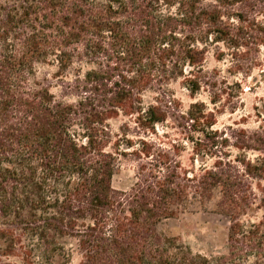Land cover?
<instances>
[{"label":"trees","instance_id":"1","mask_svg":"<svg viewBox=\"0 0 264 264\" xmlns=\"http://www.w3.org/2000/svg\"><path fill=\"white\" fill-rule=\"evenodd\" d=\"M263 46L264 0H0V264H69L73 245L78 264H264V120L217 130L171 89L239 98L205 56L248 74ZM118 158L136 163L128 192ZM216 193L225 253L158 231Z\"/></svg>","mask_w":264,"mask_h":264},{"label":"rangeland","instance_id":"2","mask_svg":"<svg viewBox=\"0 0 264 264\" xmlns=\"http://www.w3.org/2000/svg\"><path fill=\"white\" fill-rule=\"evenodd\" d=\"M216 52L215 48L209 49L203 68L209 72H220V78L224 77L228 85L231 86L228 91L235 96L239 95V98L225 95L220 103L214 106L210 103L209 94L205 90H201L194 98H191L188 92L177 83L171 85L175 98L181 102L184 110L193 102H204L211 111L215 112L214 129L224 130L232 127L249 132L258 129L264 120V46L253 54L256 60L261 62V65L252 67L248 74L231 70V59L224 56L222 60H218L215 56ZM54 73L55 67L53 66L44 65L37 69L38 80H46L51 93L59 97L60 87ZM236 84H239V87ZM123 121L124 118H119L110 123L113 132L118 130ZM189 153L188 149L181 156V162L185 167L190 165ZM248 155L251 158V153ZM114 172L112 187L117 191L128 192L135 181L136 163L118 158ZM217 196L216 193L215 199L209 202H200L196 198H190L185 209L176 217L163 220L158 224V231L166 236L176 237L188 245L193 252L206 255L225 253L228 219L214 211V202ZM71 251L69 264H78L80 256L74 245L71 247Z\"/></svg>","mask_w":264,"mask_h":264}]
</instances>
